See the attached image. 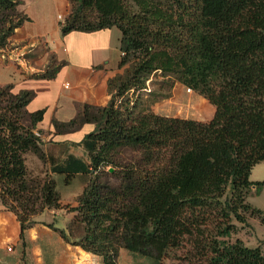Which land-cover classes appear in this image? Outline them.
I'll list each match as a JSON object with an SVG mask.
<instances>
[{
	"label": "trees",
	"instance_id": "1",
	"mask_svg": "<svg viewBox=\"0 0 264 264\" xmlns=\"http://www.w3.org/2000/svg\"><path fill=\"white\" fill-rule=\"evenodd\" d=\"M68 1L63 34L117 28L122 72L108 81L106 106L53 121L58 134L95 126L81 143L89 164L70 159L52 168L66 183L90 176L75 206H62L50 174L34 176L26 165L27 154L49 160L35 134L45 110H27L35 93L0 86V200L17 216L22 244L36 216L65 209L74 218L55 231L102 264H120L122 249L160 261L184 243L187 264H264L260 246L228 240L234 224L207 222L217 215L246 224L247 215L264 225V212L248 201L253 187H264L250 180L264 162V0ZM23 4L0 0V50L30 21ZM62 65L39 77L55 78ZM158 77L168 89L180 83L204 97L215 108L211 121L139 110L136 95ZM124 149L143 156L123 162Z\"/></svg>",
	"mask_w": 264,
	"mask_h": 264
},
{
	"label": "crops",
	"instance_id": "2",
	"mask_svg": "<svg viewBox=\"0 0 264 264\" xmlns=\"http://www.w3.org/2000/svg\"><path fill=\"white\" fill-rule=\"evenodd\" d=\"M57 1L62 4V10L56 17L48 20L37 19L24 8L23 2L22 10L30 21L17 29L8 46L0 50V86L12 85L14 93L21 90L33 91L35 97L27 106L28 112L45 110L44 119L37 125L36 132L40 134L42 149L49 159L46 165L52 168L65 166L70 163V159L89 164L81 143L87 134L94 131L95 126L86 124L78 131L58 134L53 121L68 122L85 105L106 106L110 100L108 81L120 73L118 65L122 54L121 32L117 28L64 35L63 22L58 16L66 17L70 7L66 0ZM56 62L63 65L55 78L41 79L39 76ZM67 84L69 85L66 87ZM59 146H63V150H59ZM74 148L78 150L75 153ZM63 151L68 152V155H63ZM29 158L34 165V172L29 167ZM26 165L34 176L43 167L42 162L30 154L26 155ZM49 174L56 184L58 177H64L65 181L64 174L52 171ZM89 178V175L80 172L72 176L69 183L77 179L79 191L81 190L73 195L65 193L64 196L57 188L62 206L76 205L74 199L82 193ZM248 201L264 212V187L259 193L253 187ZM64 213L65 209H51L36 216L37 224L26 231L23 245L17 216L4 209L0 200V264H102L100 257L81 247L70 245L55 231H66L70 222L63 219L74 218V213ZM259 226L262 227L260 224ZM123 251L125 250L120 251V256Z\"/></svg>",
	"mask_w": 264,
	"mask_h": 264
},
{
	"label": "rangeland",
	"instance_id": "3",
	"mask_svg": "<svg viewBox=\"0 0 264 264\" xmlns=\"http://www.w3.org/2000/svg\"><path fill=\"white\" fill-rule=\"evenodd\" d=\"M23 2H25L24 8L34 14L37 19L48 20L53 16L56 17L62 10V4H60V2L57 0H23ZM66 2L69 4L68 0H66ZM20 8L23 9V5ZM119 72L121 73L122 70H119ZM135 98L138 99L139 110L145 108L150 112L166 117L192 119L203 123H208L213 118L215 112L214 106H212L204 97L194 93L193 91H189L188 88L184 87L180 83H176L172 89H168L163 83L162 77H158L155 79L153 78L152 80H150L148 82V89L143 91V93L137 94ZM207 105L209 107V111L207 110ZM58 149L63 150V146H59ZM74 149L75 150L73 151V153L78 151L76 150L77 148ZM63 155H68V152L63 151ZM118 156L119 159L123 162L131 163L141 159L143 155L135 150L124 149ZM28 164L30 169L32 170L31 172H34L35 168L30 161V158ZM107 170L109 171L110 169ZM50 171H52V166L43 165L42 169L38 171L39 174L37 176H41L45 172L49 174ZM250 179L255 182L264 181V162L256 165L252 169ZM76 180L77 179H74L73 183H65L64 177H62V179L58 177L57 188L64 196H66L65 193H69L72 195L76 194L81 191H79L80 186L78 184V181ZM64 214H70V212L66 211V213ZM245 216L247 218L246 224L239 223L233 216H231L230 218H226L217 215H215V220L210 219L207 222H231L236 226V231L230 238H228L230 242H234L236 239H241L249 248H256L260 246L264 254V229L262 228L264 225L261 224L258 218H250L247 215ZM64 220H66L65 222L72 221L68 218L63 219V221ZM259 224L262 227H260ZM189 251L190 245L184 243L177 249L168 250L166 256L162 260L158 261L152 258L129 253L125 250L119 258V263L187 264V254Z\"/></svg>",
	"mask_w": 264,
	"mask_h": 264
},
{
	"label": "built area",
	"instance_id": "4",
	"mask_svg": "<svg viewBox=\"0 0 264 264\" xmlns=\"http://www.w3.org/2000/svg\"><path fill=\"white\" fill-rule=\"evenodd\" d=\"M58 18H59V20H61L62 22H63L64 19H65L64 16H62V15H61V16L59 15ZM68 85H69V84H67L66 87H67ZM189 91H191V90L189 89ZM35 134H36V136L40 137V134H39L38 132H36ZM10 250H11V249H10Z\"/></svg>",
	"mask_w": 264,
	"mask_h": 264
},
{
	"label": "water",
	"instance_id": "5",
	"mask_svg": "<svg viewBox=\"0 0 264 264\" xmlns=\"http://www.w3.org/2000/svg\"><path fill=\"white\" fill-rule=\"evenodd\" d=\"M113 170H114V169L111 168L109 171H110V172H113Z\"/></svg>",
	"mask_w": 264,
	"mask_h": 264
}]
</instances>
